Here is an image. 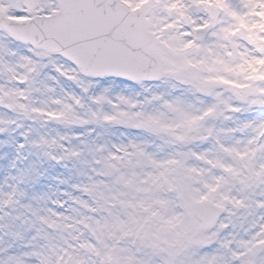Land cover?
Here are the masks:
<instances>
[{
    "label": "snow or ice",
    "instance_id": "6c2138e0",
    "mask_svg": "<svg viewBox=\"0 0 264 264\" xmlns=\"http://www.w3.org/2000/svg\"><path fill=\"white\" fill-rule=\"evenodd\" d=\"M0 264H264V0H0Z\"/></svg>",
    "mask_w": 264,
    "mask_h": 264
}]
</instances>
